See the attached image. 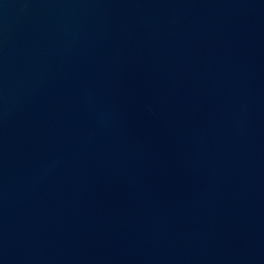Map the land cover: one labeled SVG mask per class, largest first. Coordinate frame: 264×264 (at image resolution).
<instances>
[{
    "label": "water",
    "instance_id": "95a60500",
    "mask_svg": "<svg viewBox=\"0 0 264 264\" xmlns=\"http://www.w3.org/2000/svg\"><path fill=\"white\" fill-rule=\"evenodd\" d=\"M0 264H264V0H0Z\"/></svg>",
    "mask_w": 264,
    "mask_h": 264
}]
</instances>
